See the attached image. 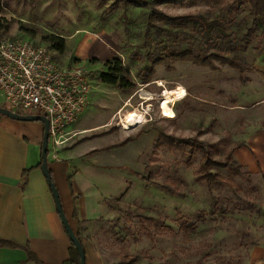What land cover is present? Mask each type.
<instances>
[{
  "label": "rangeland",
  "instance_id": "374dc122",
  "mask_svg": "<svg viewBox=\"0 0 264 264\" xmlns=\"http://www.w3.org/2000/svg\"><path fill=\"white\" fill-rule=\"evenodd\" d=\"M2 5L0 23L9 29L0 36L47 46L52 42L46 38H63V52L55 50L57 62L76 63L93 74L88 105L72 127L77 135L62 150L116 146L155 135L140 159L144 184L128 210L111 222L118 239L114 264L126 256L135 257L134 264H242L251 248L264 246V176L243 167L236 152L228 168L210 170L236 188L208 186L198 172L201 145L212 159L223 161L230 149L264 130V31L253 24L247 3L147 0L137 6L119 0H2ZM153 12L224 23L226 38L213 36L207 41L199 27L169 25L156 18L158 29L151 28ZM248 29L254 32L246 43ZM83 37L90 42L77 55ZM185 52L199 60L207 58L206 64L190 57L172 58ZM217 54L227 61L237 59L243 70L208 58ZM112 58L129 68L131 90L99 81ZM170 91L184 96L164 112L159 101ZM0 106L7 108L2 96ZM129 114L137 115V125L126 131L119 122ZM160 134L192 145L171 146L158 140ZM259 148L264 151V143Z\"/></svg>",
  "mask_w": 264,
  "mask_h": 264
},
{
  "label": "crops",
  "instance_id": "0c3cea01",
  "mask_svg": "<svg viewBox=\"0 0 264 264\" xmlns=\"http://www.w3.org/2000/svg\"><path fill=\"white\" fill-rule=\"evenodd\" d=\"M88 42L84 37L79 41L77 55ZM42 135L43 125L0 115V264H63L70 258L71 242L40 169ZM154 138L150 134L116 146L73 147L61 150L59 161L47 155L52 183L85 264H114L118 239L111 222L128 210L144 184L140 159ZM263 143L264 130L256 131L234 153L248 171L264 176ZM242 264H264V246L251 248Z\"/></svg>",
  "mask_w": 264,
  "mask_h": 264
},
{
  "label": "built area",
  "instance_id": "2783aa9c",
  "mask_svg": "<svg viewBox=\"0 0 264 264\" xmlns=\"http://www.w3.org/2000/svg\"><path fill=\"white\" fill-rule=\"evenodd\" d=\"M50 46L0 36V93L8 110L48 121L47 155L59 153L77 135L72 127L88 105L93 74L76 63L61 65Z\"/></svg>",
  "mask_w": 264,
  "mask_h": 264
},
{
  "label": "trees",
  "instance_id": "16d2710c",
  "mask_svg": "<svg viewBox=\"0 0 264 264\" xmlns=\"http://www.w3.org/2000/svg\"><path fill=\"white\" fill-rule=\"evenodd\" d=\"M123 2H128L132 5L137 6H143L147 3V0H119ZM151 2L159 1V0H150ZM235 2L238 3H247L250 12L249 14L253 17V24L257 27L262 28L264 31V0H235ZM3 9L2 0H0V12ZM153 18H156L161 23L174 25L178 24L180 26L191 24L193 26L199 27L203 33V36L207 39V41L212 40L213 36L219 37H225L226 38V26L224 23L212 21L207 22L203 17H195V16H184V17H168L160 12H153L150 14L149 17V26L151 28H157L153 23ZM9 29V26L1 25L0 23V31L4 30L7 31ZM253 29H248L246 35H245V42H248V39L253 35ZM49 42H52L50 47L54 50H56L58 53H62L64 50V39L60 37H51L49 39L46 38ZM188 57L194 59L195 61H199L201 65L206 64V59L199 60L198 57H192L190 53L185 52L180 55H172V58L176 61H185ZM208 58H215L219 61H222L224 64H228L231 68L237 69L239 71L243 70L242 64L239 63L237 59L227 61L224 57L221 55H210ZM152 71L149 70L147 74V79L151 75ZM99 81L103 83L106 86L110 87H118L119 89L123 91H129L131 88H133L134 83L130 76L129 68L124 66L120 59L118 58H112L109 61H106L105 63V71L102 72L99 77ZM166 144H170L173 146L174 144H179L183 146H191L192 144L183 141L178 140L172 137H167L163 134H160L158 140H162ZM134 140V139H133ZM131 141V140H130ZM238 146H235L234 148L230 149L223 161H216L212 159L211 153L204 148L202 145L199 147V151L201 152V161L199 164V174L200 179L204 181L208 186L215 183L224 184L230 188H236L233 183L229 180H226L224 178H221L220 176L213 174L210 172L212 168L216 169H226L228 168L233 162V153L235 149ZM146 180V179H144ZM149 181V178L147 179ZM153 186H156L160 189H162L164 192L170 194L171 196H175V192L170 190L169 188L158 186L156 184H153ZM28 258L32 261H36L33 255L29 254ZM136 261L135 257L126 256L122 258V261L118 264H134ZM63 264H79V255L77 253V250L75 247L70 244V258L65 261Z\"/></svg>",
  "mask_w": 264,
  "mask_h": 264
},
{
  "label": "water",
  "instance_id": "95a60500",
  "mask_svg": "<svg viewBox=\"0 0 264 264\" xmlns=\"http://www.w3.org/2000/svg\"><path fill=\"white\" fill-rule=\"evenodd\" d=\"M0 115L7 117L9 119H12V120L21 121V122H40L43 125V135H42V140H41L40 169H41L42 174L46 178L47 183L51 189L54 202H55L56 211L66 231L69 241L77 250V253L79 255V264H85L84 251L82 249L81 243L79 239L76 237V235L74 234V232L71 230L68 222L66 221V218L63 214L62 207L59 201L58 193L52 183V180H51V177L48 171V162H47L48 121L47 119L40 115H27V116L19 115V114L11 112L10 110L4 107H0Z\"/></svg>",
  "mask_w": 264,
  "mask_h": 264
},
{
  "label": "bare ground",
  "instance_id": "6f19581e",
  "mask_svg": "<svg viewBox=\"0 0 264 264\" xmlns=\"http://www.w3.org/2000/svg\"><path fill=\"white\" fill-rule=\"evenodd\" d=\"M183 96L184 95L178 91H170V92L164 93L163 98L159 101L160 109L164 112H169L172 109L171 103H173L176 99L183 97ZM137 119L138 117L136 114H132V115L129 114L125 119L122 118L119 124L122 126L123 130L128 131L136 127Z\"/></svg>",
  "mask_w": 264,
  "mask_h": 264
}]
</instances>
